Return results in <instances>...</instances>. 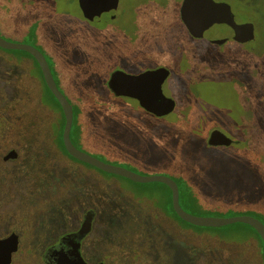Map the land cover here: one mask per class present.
I'll list each match as a JSON object with an SVG mask.
<instances>
[{
	"label": "rangeland",
	"instance_id": "rangeland-1",
	"mask_svg": "<svg viewBox=\"0 0 264 264\" xmlns=\"http://www.w3.org/2000/svg\"><path fill=\"white\" fill-rule=\"evenodd\" d=\"M215 1L228 3L236 22H253L257 33L264 0ZM179 4L119 0L117 17L100 21L85 17L78 0H0V32L42 49L66 96L76 108L74 98L85 104L75 124L83 128L74 136L81 150L143 175H170L175 162L186 175L183 184L192 185L194 214L258 211L264 199V49L250 55L238 42L217 45L190 34L185 19L198 32L203 14L196 2H188L185 14ZM33 57L0 47V237L19 235L12 264H45L43 252L77 232L92 212L82 254L98 264L125 229L141 228L134 216L157 201L147 192H163V185L107 176L71 159L56 141L60 109ZM161 66L171 71L164 94L176 101L166 118L152 116L135 98L113 94L106 85L115 68L140 73ZM215 128L234 143L210 145ZM12 149L18 158L5 160ZM185 226L194 233L196 253L185 254L177 243L172 250L178 251L173 257L164 253L162 262L264 264L253 230Z\"/></svg>",
	"mask_w": 264,
	"mask_h": 264
},
{
	"label": "water",
	"instance_id": "water-1",
	"mask_svg": "<svg viewBox=\"0 0 264 264\" xmlns=\"http://www.w3.org/2000/svg\"><path fill=\"white\" fill-rule=\"evenodd\" d=\"M80 6L89 19L100 21L115 18L119 0H79ZM189 1L196 2L203 14V26L200 31L193 29L192 21L185 19V23L196 37H205L215 42H225L233 38L238 42H248L255 37V24L253 22L238 23L235 21L233 11L228 3L215 0H184L182 14H185L186 5ZM0 47L3 49H21L36 58L42 74L47 84L48 90L52 91L65 115V126L63 130V141L67 151L78 160L88 163L98 170L106 173L123 176L131 181L139 183L163 182L172 192L173 208L180 219L199 227L221 228L233 224H245L254 228L264 242V222L261 218L250 213L224 214V215H197L185 209L180 203L179 183L174 176L165 174L143 175L136 173L123 166L109 163L102 158L81 150L71 138V130L74 123V109L69 98L60 89L59 83L55 80L48 60L44 53L35 45L9 40L0 34ZM167 67H157L147 69L140 73H128L123 70H116L109 80L110 89L118 96L135 98L139 104L151 112L161 117L172 113L176 108V101L164 94L163 84L170 75ZM208 142L212 146L231 145L233 139L228 137L220 129L215 128L209 135ZM17 156V151H10L4 158L10 159ZM94 214L89 212L82 227L72 234L78 239H82L92 229ZM64 241V239H63ZM19 236L16 233L0 240V264H11L13 252L18 249ZM80 245V242H79ZM59 248V245L52 246L48 252ZM76 264H86L80 253L75 257Z\"/></svg>",
	"mask_w": 264,
	"mask_h": 264
},
{
	"label": "trees",
	"instance_id": "trees-1",
	"mask_svg": "<svg viewBox=\"0 0 264 264\" xmlns=\"http://www.w3.org/2000/svg\"><path fill=\"white\" fill-rule=\"evenodd\" d=\"M183 1L184 0H180V4H179L180 13H182ZM260 21H261V24H259L260 27L258 26V24L256 25L257 33H255L254 39H252L248 42H244V43L238 42V41L234 40L233 38H230V39H228L222 43L215 42V41L210 40V39H208V40H209V42H211L213 44H217V45H223L229 40L234 41V42H238L239 44L246 46L245 48H247V47L249 48L248 53L250 55H253V54L255 55L256 51L254 50V48L261 47L262 49H264V13H263V18L260 17ZM183 24L186 28H188L186 23H183ZM190 32L191 31L189 29V33ZM245 48H244L243 54L245 53ZM251 48H253V50H251ZM35 62H36V60H35ZM114 62H116V59H114ZM36 64H37V62H36ZM37 66H38V64H37ZM149 69H151V68H149ZM116 70H119V68H115V70H113V71H116ZM41 78H42V80H44L42 76H41ZM55 78H56V80L58 79L57 75H55ZM110 78H111V76L108 78L106 85L108 86V89L111 91V93H113V91L110 89V86H109ZM43 83H44V87L46 89V84L44 81H43ZM60 89H61V87H60ZM113 94H115V93H113ZM50 95L52 96L53 100L55 101L58 108L60 109V115L62 118V119H60L61 122L59 124V127L57 128V126H56V128L53 130L56 141L57 142L60 141V146H62L64 151L67 153V155L71 159H74L80 163H85V162L78 160L77 158L73 157L67 151V149L64 145V141H63V130H64V126H65L64 111L61 107V104L57 100L56 96L53 93H50ZM69 100H70V102L73 106V109H74V123H73L72 130H71V138H72V141L76 144L74 136L77 135V131L79 132V134L83 131V128L79 123L77 126H75V124L77 122L76 121V115H77V112H78L79 116L83 115L85 112V109H87V108H86L85 104L81 103V100L79 101V99H77V98H74V102H75V105H77V108L74 106L72 100L71 99H69ZM137 102L139 103L138 100H137ZM147 112L149 114H151L152 116H156L149 111H147ZM169 115H165L163 117L166 118V116H169ZM156 117H158V116H156ZM92 131L94 132L93 129H92ZM233 143H234V141H233ZM178 154H180V152H178ZM177 159H178V157L175 158V156H174V160H176V162H177ZM85 164H88V163H85ZM174 164L175 165L170 168L169 174L171 176H174L177 179L179 186H180V190L183 192L180 195L181 205L185 209L190 211L191 204L193 203V201H191V196L193 195V192L191 191L192 185H190L189 182H184L185 185L183 184L182 179L186 178V175H185V173L181 172L177 168V164L175 162H174ZM70 165L72 167H74L73 162H70ZM88 165H90V164H88ZM186 166H188V165H186ZM188 167L190 170L195 171V172L199 169V165H198V168H193L191 166H188ZM95 169H97V168H95ZM98 171L102 172L104 175H107V176H115L116 175V174L106 173V172H103L101 170H98ZM119 177L123 178V176H120V175H119ZM124 179H125V177H124ZM131 182L138 183L135 181H131ZM158 183L163 185V192L157 191V188L152 189L149 192H147V193L153 194V196H155L157 201L156 202L153 201L152 203H148V208L145 211L141 212L144 215L143 214H137L133 218L135 223L141 228L136 229L135 233H127V231H129V229H125L123 231L125 233L119 235V238L115 242V245L113 246L112 252L109 255V257L106 260L99 262L98 264H128L131 262H133L134 264H172V260L169 261L168 263H164V262H162V260H163V258H165L164 253H168V254L170 253L172 255V257L174 256V254L178 251V248L175 249L174 251L172 249H173V246L177 243L184 248L185 254H187L188 252L196 253V250H195L196 247L193 246V244H192L194 239H193V237H191V234H194V233L191 230H189L185 225H190L191 227H194V229H199V228H204L207 230L221 229V228L199 227V226H195V225H192L190 223H187V222L183 221L182 219H180L178 217V215L176 214L174 208H173L171 189L163 182H158ZM140 184H143V183H140ZM146 190H148V189H146ZM135 191H138V190H135ZM98 192H99V190H98ZM157 193L160 196H158ZM183 198H185L184 202H182ZM241 203H243V202H241ZM259 205H260V210H258V211L254 210L251 212L249 211L246 213H251L252 215H255V216L261 218L262 221L264 222V199H263V202L260 203ZM149 217L151 218L150 220H149ZM236 226H241L248 231L249 230L254 231V233L258 236V238L260 240L259 247L262 249L263 255H264V242L261 239V236L259 235V233L254 228L249 227L245 224L228 225V227H236ZM130 228H132V227H130ZM222 235L224 236L225 234L223 233ZM251 246H252V248H257V247H254L253 244H251ZM159 260H161L160 263L158 262Z\"/></svg>",
	"mask_w": 264,
	"mask_h": 264
},
{
	"label": "flooded vegetation",
	"instance_id": "flooded-vegetation-1",
	"mask_svg": "<svg viewBox=\"0 0 264 264\" xmlns=\"http://www.w3.org/2000/svg\"><path fill=\"white\" fill-rule=\"evenodd\" d=\"M78 3H79V5H80V1H79V0H78ZM80 8H81V10H82L84 16L87 17L86 14L84 13V11H83V9H82L81 6H80ZM198 8H199V7H198ZM87 18H88V17H87ZM0 34H1V32H0ZM4 37H5V36H4ZM40 50H41V51L44 53V55L46 56V58H47V60H48V63H49V65H50V68H51V70H52V72H53V75H54V77H55V71H54V66L52 65V62L49 60V58H48V56L46 55V53H45L42 49H40ZM34 59L36 60L35 57H34ZM36 62H37V64H38V66H37V71H38V72L40 73V75L43 77L41 67H40V65H39V63H38L37 60H36ZM43 79H44V77H43ZM55 80H56V78H55ZM43 81L45 82V80H43ZM56 81L59 82L58 79H57ZM45 84H46V83H45ZM61 90H62V92L64 93V91H63L62 88H61ZM46 91H47L48 94L53 93L52 91L48 90L47 84H46ZM64 94H65V93H64ZM65 95H66V94H65ZM12 150H15V149H12ZM12 150H10V151H12ZM10 151L6 152V154L4 155V157H5ZM16 151H17V150H16ZM18 156H19V154H18V152H17V156L14 157V158H10V159H16V158H18ZM4 159H5V158H4ZM5 160H9V159H5ZM85 219H86V216L84 217V221H85ZM84 221H83V223H84ZM83 223H82V225H83ZM82 225H81V227H82ZM81 227H80V228H81ZM13 233H16V232L8 233V235H4V236L0 237V240L9 237V236H10L11 234H13ZM16 234H17V233H16ZM72 234H74V233L65 234L61 239L58 240V242H57L56 244L50 245V246L46 249L47 251L45 250V252H43V255H42L43 257H42V258H43L45 264H76V263H75V257L77 256V253H80V254H81V256H82L83 259L85 260L86 264H91L90 262H88V261L86 260V258H84L83 254H82V246H83V242H84L85 237L88 235V233H87L82 239H78V238L74 237ZM17 235H18V234H17ZM18 236H19V235H18ZM63 239H64V241H63ZM79 242H80V245H79ZM57 245H59V248H60V249L55 248L53 251L48 252V250H49L52 246H57ZM19 247H20V238H19L18 249H19ZM18 249H17L16 251H18ZM16 251L13 252L12 262H13L14 254H15ZM12 262H11V264H12Z\"/></svg>",
	"mask_w": 264,
	"mask_h": 264
}]
</instances>
